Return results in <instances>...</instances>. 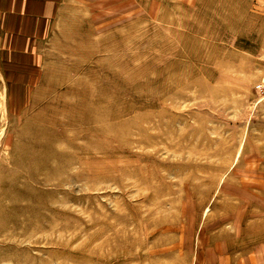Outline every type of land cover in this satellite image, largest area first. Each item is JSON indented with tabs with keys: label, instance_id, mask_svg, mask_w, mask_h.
<instances>
[{
	"label": "rangeland",
	"instance_id": "rangeland-1",
	"mask_svg": "<svg viewBox=\"0 0 264 264\" xmlns=\"http://www.w3.org/2000/svg\"><path fill=\"white\" fill-rule=\"evenodd\" d=\"M37 55L0 118V264H264V0H72Z\"/></svg>",
	"mask_w": 264,
	"mask_h": 264
},
{
	"label": "crops",
	"instance_id": "crops-1",
	"mask_svg": "<svg viewBox=\"0 0 264 264\" xmlns=\"http://www.w3.org/2000/svg\"><path fill=\"white\" fill-rule=\"evenodd\" d=\"M71 1L0 0V118L12 110V89L24 88L12 86V81L26 80L27 66L39 63L37 52L52 39L61 11ZM222 248L226 247L216 244L203 251L198 264H258L250 257L236 260Z\"/></svg>",
	"mask_w": 264,
	"mask_h": 264
},
{
	"label": "bare ground",
	"instance_id": "bare-ground-1",
	"mask_svg": "<svg viewBox=\"0 0 264 264\" xmlns=\"http://www.w3.org/2000/svg\"><path fill=\"white\" fill-rule=\"evenodd\" d=\"M264 174V173H263ZM248 184H246V185H244L243 187H245L246 188V186H247ZM258 185V188L261 190H263V187H264V185L263 184H257ZM248 186H251V185H248ZM242 187V188H243ZM250 202V201H249ZM241 214H242V212H241ZM237 216L239 217L240 216V213L239 214H237ZM241 218V217H240ZM258 261V260H257Z\"/></svg>",
	"mask_w": 264,
	"mask_h": 264
}]
</instances>
